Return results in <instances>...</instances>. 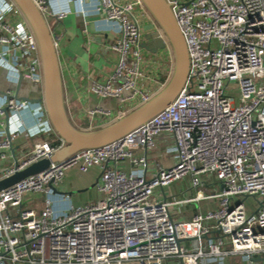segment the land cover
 Listing matches in <instances>:
<instances>
[{
	"label": "built area",
	"instance_id": "built-area-1",
	"mask_svg": "<svg viewBox=\"0 0 264 264\" xmlns=\"http://www.w3.org/2000/svg\"><path fill=\"white\" fill-rule=\"evenodd\" d=\"M32 1L46 19L72 12L54 10L51 0ZM74 1L78 13L89 14L86 0ZM166 2L189 58L183 88L168 107L126 136L51 161L46 170L2 190L0 264H225L231 255L253 262L264 254V0ZM93 12L117 36L108 44L116 55L114 70L90 90L118 99L120 108L115 115L102 108L90 113L114 122L167 85L174 60L169 55L158 62L153 59L158 55L142 48L150 30L141 0H97ZM14 14L22 21H14ZM0 66L14 82L22 76L42 84L36 39L13 3L0 11ZM52 132L42 104L0 94V180L52 160L64 142L37 139ZM163 134L173 137L166 152L175 162L154 167L149 175L147 153ZM20 136L32 145L17 157ZM125 161L128 170L120 166ZM93 167L101 171L99 200L59 208L54 196L70 202L60 191L65 173ZM188 179L195 195L167 193L170 185ZM30 194L43 196L42 209L26 205ZM248 198L254 202L246 204ZM204 200L217 205L181 218ZM193 240H198L195 248Z\"/></svg>",
	"mask_w": 264,
	"mask_h": 264
},
{
	"label": "crops",
	"instance_id": "crops-1",
	"mask_svg": "<svg viewBox=\"0 0 264 264\" xmlns=\"http://www.w3.org/2000/svg\"><path fill=\"white\" fill-rule=\"evenodd\" d=\"M86 1V7L90 12L84 17L76 11L78 4L74 0H51V7L54 10L69 8L72 12L64 19L51 17L47 19V22L56 43L69 117L79 130L92 131L95 130L93 128L103 127L113 121L108 122V119L104 120L101 117L92 116L90 113L92 110L102 108L110 110L115 115L120 108V101L118 99L102 98L93 94L90 90L94 81L99 83L107 82L114 70L116 55L109 50L108 44L115 40L117 34L105 29L102 18L93 12V6L97 0ZM9 3L12 2L10 0H0V11L8 8ZM8 16L10 15L8 14ZM11 18L17 22L22 21L19 14H14ZM145 22L147 23L146 29L152 30L153 26L151 22L148 19ZM157 55L158 58L154 56L153 59L158 62H161L160 59L166 60L169 55H171L170 59H174L172 51L169 48L159 52ZM164 62L162 63L163 70L167 68V63ZM0 82H3V87H0L1 95L9 92L14 95L16 94V84L18 81H12L9 70L1 66ZM8 84H13V88H8ZM25 84L27 85V90L22 98L37 99L39 93L36 84L29 80H25ZM45 115H47L46 112ZM39 139L49 140L53 144L60 140L54 130L51 134L45 133ZM60 141L59 145L63 142L62 140ZM173 144V137L169 134H163L157 139L155 150L147 153L148 161L153 167H150L149 175L154 171V167L162 166L168 168L174 164L175 160L173 156L166 152L167 147ZM31 145L32 140L20 136L15 142L17 149L16 156L19 157L22 153L29 150ZM18 152H20V155H18ZM120 166L128 170L130 164L128 161H125ZM100 174V169L96 167L89 169L86 173L80 172L77 168L68 170L61 183L60 191L70 196V202L67 204L66 202H62L60 196H54L53 199L56 205L59 208L65 209L68 205L79 207L98 201L100 195L98 191L96 192L92 189L96 188ZM188 182L190 184L189 179ZM183 194L181 197L195 195L196 190H192L190 185ZM27 200L28 198L26 199V205L30 207L36 205V202L39 201L41 202L40 209L44 207L42 195H33L29 199L30 202H27ZM214 207H216V203L213 201H200L199 203L190 205L181 218L190 219L192 216L198 213H205ZM257 257L263 259L259 262H249L242 255H231L225 264H264V254L257 255L254 258Z\"/></svg>",
	"mask_w": 264,
	"mask_h": 264
},
{
	"label": "water",
	"instance_id": "water-1",
	"mask_svg": "<svg viewBox=\"0 0 264 264\" xmlns=\"http://www.w3.org/2000/svg\"><path fill=\"white\" fill-rule=\"evenodd\" d=\"M10 1L16 6L36 39L43 75L41 92L37 99L19 97V90L25 81L22 76L16 84L15 97L19 100L42 104L53 130L64 142V146L54 155L52 160H41L24 171L0 180V192L29 176L46 170L51 161H62L80 150L105 146L126 136L168 107L187 80L189 74L187 48L169 4L166 0H141L149 17L163 33L162 37L158 30H150L144 35L141 46L145 51L154 55L169 48L174 58L173 77L147 103L129 111L114 122L92 131L79 130L71 121L67 111L56 43L47 19L32 0ZM262 259L257 257L253 258V261L259 262Z\"/></svg>",
	"mask_w": 264,
	"mask_h": 264
},
{
	"label": "rangeland",
	"instance_id": "rangeland-1",
	"mask_svg": "<svg viewBox=\"0 0 264 264\" xmlns=\"http://www.w3.org/2000/svg\"><path fill=\"white\" fill-rule=\"evenodd\" d=\"M147 16H148V19H149V22H151V25L153 26V29H154V27H156L157 28V26H156V24H154V22L151 20V18L149 17V14H147ZM34 83V82H33ZM34 84H36V86H37V91H38V93H39V95H40V92H41V84H38V83H34ZM3 85V82H0V87ZM9 86H8V88H10V89H12L13 88V84H8ZM3 87V86H2ZM22 88H21V90H20V92H19V97H23L24 96V94H25V92H26V90H27V85L25 84V81H24V83L22 84V86H21ZM235 96H237V95H235ZM84 128V127H83ZM93 129H98V128H93ZM37 139H39V138H37ZM34 140H36V139H34ZM18 155H20V152H18ZM190 187V184H189V182H188V180H183V181H180V182H176V183H174V184H172V185H170L168 188H166V191H167V193H173V194H176V195H182L183 194V192H185L188 188ZM93 191H96L97 192V188H93L92 189ZM215 191L216 190V188H214V187H212V189H211V191ZM33 195L32 194H30V195H28L27 196V198H28V200H27V202H30V198L32 197ZM26 198V199H27ZM241 200V199H240ZM252 202H254V199L253 198H248L247 200H246V204H249V203H252ZM40 201L39 202H36V205H32V207H35V208H37V209H40ZM216 203V202H215ZM216 205H217V203H216ZM215 208V207H214ZM192 246H193V248H195V247H197L198 246V240H193L192 241Z\"/></svg>",
	"mask_w": 264,
	"mask_h": 264
},
{
	"label": "trees",
	"instance_id": "trees-1",
	"mask_svg": "<svg viewBox=\"0 0 264 264\" xmlns=\"http://www.w3.org/2000/svg\"><path fill=\"white\" fill-rule=\"evenodd\" d=\"M61 143L60 140H58L54 145H59Z\"/></svg>",
	"mask_w": 264,
	"mask_h": 264
}]
</instances>
